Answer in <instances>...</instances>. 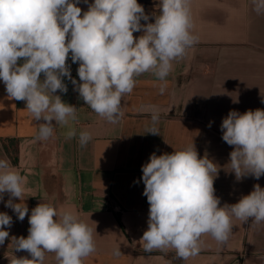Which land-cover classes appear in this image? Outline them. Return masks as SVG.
Segmentation results:
<instances>
[{"label": "clouds", "instance_id": "1", "mask_svg": "<svg viewBox=\"0 0 264 264\" xmlns=\"http://www.w3.org/2000/svg\"><path fill=\"white\" fill-rule=\"evenodd\" d=\"M250 2L257 15H264V0ZM79 3L0 0V81L11 99L26 103L35 121H44L37 141L48 140L56 125L77 119V108L56 95L67 93L65 78L94 113L117 123L124 115L123 98L133 91L136 78L151 73L165 80L173 61L182 59L198 40L191 0H159L154 23L148 22L150 16L137 0H94L83 14ZM136 32L143 34L137 38ZM69 58L79 65V82L71 76ZM148 107L153 126L147 133L160 135L155 127L158 109ZM220 128L222 140L233 147L229 163L236 179L264 176V110H232ZM66 135L71 139L77 133L70 128ZM90 139L89 132L79 133L82 147ZM141 170L149 204L148 227L140 239L145 252L174 250L187 260L199 254L204 236L227 243L233 219L264 222V188L256 184L237 203L221 207L214 189L218 167L207 156L199 157L194 144L170 154L153 152ZM25 184L11 162L0 158V202L8 194L5 207L21 222L28 216L30 225L26 238L12 237L11 242L14 252H27L31 258L13 254L9 264H44L46 253H54L57 264H83L95 252L93 229L72 208L57 210L39 203L29 216ZM14 198L20 202L14 203ZM12 224V216L0 212V245L9 238Z\"/></svg>", "mask_w": 264, "mask_h": 264}, {"label": "crops", "instance_id": "2", "mask_svg": "<svg viewBox=\"0 0 264 264\" xmlns=\"http://www.w3.org/2000/svg\"><path fill=\"white\" fill-rule=\"evenodd\" d=\"M93 2L80 0L77 6L83 14ZM137 2L154 23L159 0ZM190 10L197 43L173 61L165 80L151 73L137 77L123 98L124 115L117 123L94 113L65 78L67 93L56 95L77 108V119L56 125L48 140L37 141L44 121H35L26 103L11 99L0 81V158L26 178L29 216L39 203L72 208L93 229L95 252L83 264H264V222L253 224L252 218L246 223L233 219L232 234L223 245L210 235L202 237L201 251L187 260L174 250L145 252L140 242L149 214L141 169L153 152L170 154L194 144L199 157L207 156L218 167L214 189L221 207L237 203L256 184L264 188V176L236 179L229 163L233 147L222 140L220 128L232 110H264V15L252 10L250 0H191ZM142 34L133 33L137 38ZM67 63L79 82L78 63L70 58ZM148 106L158 109L160 135L147 133L153 126ZM70 128L77 133L71 139L66 135ZM82 131L91 134L83 147ZM8 199L4 194V202ZM4 202L0 212L12 216L13 224L0 245V264H9L13 254L30 259L27 252H14L11 242L12 237H27L28 216L19 221ZM44 264H57L55 254L46 253Z\"/></svg>", "mask_w": 264, "mask_h": 264}]
</instances>
